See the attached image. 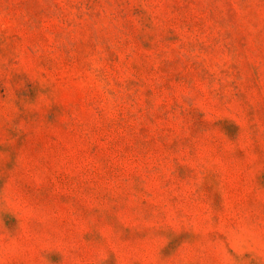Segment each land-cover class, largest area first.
<instances>
[{"label":"rangeland","instance_id":"1","mask_svg":"<svg viewBox=\"0 0 264 264\" xmlns=\"http://www.w3.org/2000/svg\"><path fill=\"white\" fill-rule=\"evenodd\" d=\"M0 264H264V0H0Z\"/></svg>","mask_w":264,"mask_h":264}]
</instances>
